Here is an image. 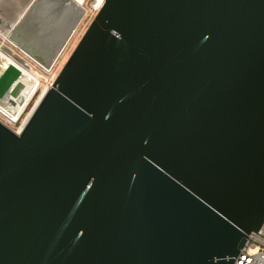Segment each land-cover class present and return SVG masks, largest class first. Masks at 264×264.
I'll list each match as a JSON object with an SVG mask.
<instances>
[{"label": "water", "instance_id": "water-1", "mask_svg": "<svg viewBox=\"0 0 264 264\" xmlns=\"http://www.w3.org/2000/svg\"><path fill=\"white\" fill-rule=\"evenodd\" d=\"M45 2L0 27L47 68L16 37ZM15 63L0 38L13 107ZM263 225L264 0H103L21 132L0 120V264H234Z\"/></svg>", "mask_w": 264, "mask_h": 264}, {"label": "crops", "instance_id": "crops-1", "mask_svg": "<svg viewBox=\"0 0 264 264\" xmlns=\"http://www.w3.org/2000/svg\"><path fill=\"white\" fill-rule=\"evenodd\" d=\"M37 2L39 0H0V20L4 19L11 24V28H17ZM72 3L83 7V0H74ZM84 9L85 7L75 10L64 0H46L44 8L34 14L30 23L25 24L26 27L20 28L16 37L43 62L52 63L67 49L68 42L72 39L74 22L80 19ZM8 34L9 32L6 35ZM0 37H4L1 32ZM11 44L21 48L17 44ZM37 63L40 64L38 61ZM3 64L7 65L8 61L5 59Z\"/></svg>", "mask_w": 264, "mask_h": 264}, {"label": "built area", "instance_id": "built-area-1", "mask_svg": "<svg viewBox=\"0 0 264 264\" xmlns=\"http://www.w3.org/2000/svg\"><path fill=\"white\" fill-rule=\"evenodd\" d=\"M101 7H102L101 5H99V7L97 6L95 8V12H98ZM88 13H89L88 10L85 8L82 17H84ZM75 33L76 31L74 30L73 34ZM1 39H2V44H4V42L7 41V37L6 38L2 37ZM42 78L43 76L39 75L38 79L40 80V82L36 84L33 98L37 94V92H41V95L29 111H27V107L29 106L33 98L26 105L25 104H23L22 106L17 105L16 107H13L8 103L0 102V120L4 122L7 126L12 128L18 134L21 132L23 126L30 119L37 104L40 102V99L48 92V90L51 88L53 82L56 79L53 78V81L49 87L48 85L44 86V84L42 83ZM20 121H21L20 127L16 128L15 125ZM234 264H264V225L257 234L253 233L249 237L245 248L236 258Z\"/></svg>", "mask_w": 264, "mask_h": 264}, {"label": "rangeland", "instance_id": "rangeland-1", "mask_svg": "<svg viewBox=\"0 0 264 264\" xmlns=\"http://www.w3.org/2000/svg\"><path fill=\"white\" fill-rule=\"evenodd\" d=\"M97 6V0H83V7H85L89 13L80 19V22L75 29L76 33L73 34L72 39L69 40L67 49H64V51L60 53L56 57V59L51 63V65L47 68L37 63V61L33 57L26 54V52L22 51L20 48H17L12 45L11 42H9L8 40L5 42V45L12 49L14 53H16L18 56L24 58L28 63H30L33 67V72H36L39 75L43 76L42 83L44 84V86L48 85L50 87L53 78L55 79L58 76L59 72L73 53L78 43L80 42L83 34L85 33V31L93 21L94 17L96 16L97 12H95V8Z\"/></svg>", "mask_w": 264, "mask_h": 264}, {"label": "bare ground", "instance_id": "bare-ground-1", "mask_svg": "<svg viewBox=\"0 0 264 264\" xmlns=\"http://www.w3.org/2000/svg\"><path fill=\"white\" fill-rule=\"evenodd\" d=\"M64 1L67 3H70L75 8V10H77V9L82 10V8H83L80 5L79 6L74 5L71 1H67V0H64ZM97 2H98V7H99V5L102 6L103 0H97ZM0 32L3 34L4 37L8 33V31L4 30V29H1ZM6 60L8 61V63L13 62V60L10 58H6ZM3 63H4V61H3ZM16 66H18L20 69H22L24 74H25V78H24L25 81L24 82L26 84V88H25V91L23 92V98H24L23 104L26 105L33 98L34 89L36 87V82H37V84L40 82V80L38 79L39 75L36 72H33V71L30 72V71L26 70L25 68H23L22 66H20L18 64H16ZM32 79L34 81H31ZM22 105H19V106H22Z\"/></svg>", "mask_w": 264, "mask_h": 264}]
</instances>
